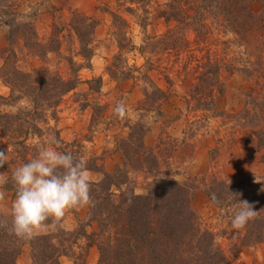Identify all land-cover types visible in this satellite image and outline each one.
I'll list each match as a JSON object with an SVG mask.
<instances>
[{
  "label": "rangeland",
  "instance_id": "obj_1",
  "mask_svg": "<svg viewBox=\"0 0 264 264\" xmlns=\"http://www.w3.org/2000/svg\"><path fill=\"white\" fill-rule=\"evenodd\" d=\"M168 1L152 0L148 15L141 9L129 11L128 6H135L125 0H0V95L5 97L0 99V112L15 114L33 106L28 94L13 90L2 77L5 67L9 77L20 69L33 73L30 81L40 82L37 68L69 79L70 59L84 63L79 71L82 81L59 98L56 114L44 111V118L36 115L30 119L41 129L26 142L30 157L54 135L61 141V151L86 159L92 182L103 178L102 171L117 174L123 169L118 175L128 177V185L136 193L146 194L155 178L174 180L191 190L203 227L215 234L234 264H245L238 260L241 248L261 242L243 244L248 226L233 229L231 220L240 201L264 208V98L253 93L256 103L249 104L247 97L251 90H264V76L257 67L260 60L264 63V39L257 51H249L230 34L221 36V41L215 40V34L196 43V32L190 29L186 42L178 39L169 44L163 39L171 29L178 32L179 24L159 16ZM252 6L256 12L262 7L258 2ZM77 14L97 22L89 63L77 55L78 40L72 30L79 25ZM26 23L32 24L35 37ZM34 38L53 50L46 56L34 55L30 48ZM210 51L221 65L216 85L201 79L211 76ZM250 57L257 63L248 69ZM121 100L127 106L124 119L114 112ZM5 140L0 132V143ZM17 148L21 150L22 145ZM24 150L6 152L4 166L10 172H1L8 174L7 190L15 186L12 174L24 164ZM222 181H243L236 188L237 192L240 187L243 190L237 197L226 193L225 200L211 198L208 191H217V183ZM3 192L0 212L12 215L9 193ZM71 211L78 219L69 230L74 235L84 229L99 230L96 221L87 224L89 214L79 219L77 210ZM59 226L64 228L61 220L35 234ZM80 241L79 248L74 245L76 253L88 249L83 238Z\"/></svg>",
  "mask_w": 264,
  "mask_h": 264
},
{
  "label": "trees",
  "instance_id": "obj_2",
  "mask_svg": "<svg viewBox=\"0 0 264 264\" xmlns=\"http://www.w3.org/2000/svg\"><path fill=\"white\" fill-rule=\"evenodd\" d=\"M125 1L135 6H128L129 11L141 9L143 13L150 14L147 5L152 0ZM256 2L262 5L258 12L254 11L252 6ZM159 16L179 24L176 27L178 32L171 29L169 35L163 39L168 40L169 44L176 43L178 39L186 42V32L190 29L196 32V43L212 39L215 34L218 35L215 40L221 41V36L230 34L249 51H257L264 39V0H169L159 11ZM75 20L79 21V25L72 26L79 45L77 55L89 63L93 56L92 41L97 22L79 14L75 15ZM6 22L11 23L8 20ZM25 26L32 29V38L35 37L32 24L26 23ZM170 39L175 42H171ZM129 42L134 46L131 41ZM31 44L30 48L34 55L46 56L53 50L36 38ZM209 53L207 64L211 65L208 68L211 76L201 79L216 85L221 65L213 57L212 51ZM255 63L257 61L250 57L247 68ZM84 65L71 58L69 79H64L46 68L44 70L37 68L35 72L41 76L40 82L29 80L33 77L31 72L15 69L9 77L6 67L2 70L5 81L13 90L18 88L22 93L28 94L33 106L30 110L20 109V112L15 114L0 112V132L6 139L4 143H0V150L12 152L15 148V151L20 152L26 149L21 157L24 164L32 159L27 153L29 149L26 142L29 136L39 135L41 129L30 119L36 115L44 118V111L50 110L55 115L59 98L76 88L82 81L79 71ZM257 67L258 70H262L261 74L264 76L263 60L258 62ZM92 80L94 79L89 82ZM101 81V77L96 79L98 83ZM262 91L264 90L256 89L247 93V97L251 99L248 103H256L257 99L251 98L253 93L263 100ZM4 98L0 95V99ZM210 101L205 102L207 104ZM10 138L17 140L12 141ZM18 145H22L21 150L17 148ZM138 153L136 151L135 154ZM94 168L98 170L99 167ZM122 170H119V173H122ZM1 171L10 172L9 167L5 166L0 167ZM119 173L102 171L103 178L91 184V209L87 224L96 221L99 224L98 231L89 233L84 229L74 235L75 231L59 226L53 231L34 233L31 239H22L11 230L12 215L0 212V264H18L25 244L31 246L34 264H63L60 261L62 255L71 256L74 264H87L86 257L91 244L98 246L100 253L98 264H234L231 256L217 243L215 234L203 227L201 217L192 204L191 190L174 180L158 177L154 179L146 194H138L128 185V177L124 174L118 175ZM241 183L243 181L239 183L222 181L217 183V191L208 192L211 198L215 194V200L218 198L225 200L226 193L227 196L234 194V197H237L243 190V187H240L238 192L236 190ZM8 187L16 193L15 186ZM113 197H117V201L113 200ZM254 209L258 213L246 225L248 230L244 235L245 245L262 242L264 238V208L254 205ZM81 238L86 239L88 249L76 253L73 248L74 245L80 247Z\"/></svg>",
  "mask_w": 264,
  "mask_h": 264
},
{
  "label": "clouds",
  "instance_id": "obj_3",
  "mask_svg": "<svg viewBox=\"0 0 264 264\" xmlns=\"http://www.w3.org/2000/svg\"><path fill=\"white\" fill-rule=\"evenodd\" d=\"M114 112L124 119L125 102H117ZM61 147V141L50 136L37 155L12 174L16 196L11 209V230L18 238L31 239L37 230L47 227L50 218L59 222L67 211L91 203L92 177L86 159L61 151ZM7 160L6 151L0 150V167ZM212 198H216L215 194ZM4 199L5 193L0 191V201ZM240 205L231 220L233 229L245 228L258 213L248 201H240Z\"/></svg>",
  "mask_w": 264,
  "mask_h": 264
},
{
  "label": "crops",
  "instance_id": "obj_4",
  "mask_svg": "<svg viewBox=\"0 0 264 264\" xmlns=\"http://www.w3.org/2000/svg\"><path fill=\"white\" fill-rule=\"evenodd\" d=\"M64 114H68V113H64ZM8 178L9 177L7 173L0 172V191H5V190L8 191L11 200V209H12V203L15 199V193L13 190L10 189L7 190L5 186ZM11 209L10 211L12 212ZM76 210L79 215L78 218L85 219L89 214V205L80 207ZM77 220L78 219L75 216V214L71 210H69L66 212V215L61 219V224L65 229L72 230L75 228L77 224ZM93 231H94L93 229L88 230L89 233ZM85 241L86 239L83 238L84 243ZM99 257H100V253L98 246L96 244H91L89 246V251L86 259L87 264H98ZM238 260H242V262H244L245 264H254V263L264 264V241L253 246H246L241 248V251L239 252ZM60 261L63 264H74L73 258L66 255H62L60 257ZM18 264H34L32 258V249L29 244H25L23 246V251L18 260Z\"/></svg>",
  "mask_w": 264,
  "mask_h": 264
}]
</instances>
